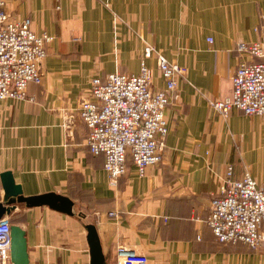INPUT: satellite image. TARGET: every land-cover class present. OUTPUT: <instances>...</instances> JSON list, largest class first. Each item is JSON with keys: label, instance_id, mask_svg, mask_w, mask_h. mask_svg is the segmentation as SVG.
<instances>
[{"label": "crops", "instance_id": "0c3cea01", "mask_svg": "<svg viewBox=\"0 0 264 264\" xmlns=\"http://www.w3.org/2000/svg\"><path fill=\"white\" fill-rule=\"evenodd\" d=\"M4 1L12 17L53 40L41 84L30 83L23 100L0 101V175L10 172L24 197L69 199L74 213L17 205L7 218L25 232L29 264H90L89 224L105 264H116L119 249L148 264H264V250L219 243L206 223L229 167L231 180L248 173L264 185V117L222 116L209 105L231 95L240 62L257 61L237 45L262 40L264 0ZM146 47L185 75L166 108L160 163L139 176L128 160L112 185L103 157L89 152L79 103L93 78L137 74ZM146 65L162 89L154 57Z\"/></svg>", "mask_w": 264, "mask_h": 264}, {"label": "built area", "instance_id": "2783aa9c", "mask_svg": "<svg viewBox=\"0 0 264 264\" xmlns=\"http://www.w3.org/2000/svg\"><path fill=\"white\" fill-rule=\"evenodd\" d=\"M259 19L262 40L237 45L238 52L257 61L240 62L231 80V95L209 103L222 116L237 109L245 116L264 117V12ZM52 40L45 33L33 32L30 19L12 17L5 1L0 0V101L23 100L30 83L41 84V64ZM151 57L163 80L162 89L155 88L152 71L146 65ZM184 75V68L146 47L137 74L114 72L103 80H91L89 98L79 103V116L89 131V152L103 157L112 185L126 174L128 157L139 176L160 163L168 133L166 108L178 98L177 79ZM230 177L231 167L210 201L207 226L219 243H241L252 250H264V185L248 173L237 181ZM11 225L7 217L0 220V264H12ZM116 264H148V259L119 249Z\"/></svg>", "mask_w": 264, "mask_h": 264}, {"label": "water", "instance_id": "95a60500", "mask_svg": "<svg viewBox=\"0 0 264 264\" xmlns=\"http://www.w3.org/2000/svg\"><path fill=\"white\" fill-rule=\"evenodd\" d=\"M1 186L5 195L4 201L0 202V220L8 217L19 204L26 208L48 207L51 210L73 216L72 202L54 193L39 196L24 197L19 185H16L12 174L5 172L0 175ZM86 239L90 252V264H105L104 256L93 225H86ZM10 260L12 264H29L25 232L18 225H11L10 229Z\"/></svg>", "mask_w": 264, "mask_h": 264}, {"label": "trees", "instance_id": "16d2710c", "mask_svg": "<svg viewBox=\"0 0 264 264\" xmlns=\"http://www.w3.org/2000/svg\"><path fill=\"white\" fill-rule=\"evenodd\" d=\"M128 160L131 162V160H130V158H129V157L127 158V161H128ZM129 161H128V162H129ZM131 164H132V162H131ZM16 223H18V221H17V220H12V221H11V224H14V225H15Z\"/></svg>", "mask_w": 264, "mask_h": 264}, {"label": "rangeland", "instance_id": "374dc122", "mask_svg": "<svg viewBox=\"0 0 264 264\" xmlns=\"http://www.w3.org/2000/svg\"><path fill=\"white\" fill-rule=\"evenodd\" d=\"M14 217H10V222L13 220Z\"/></svg>", "mask_w": 264, "mask_h": 264}]
</instances>
